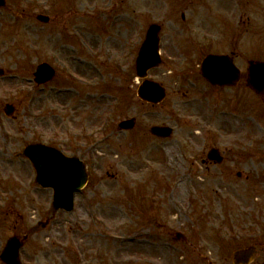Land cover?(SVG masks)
I'll list each match as a JSON object with an SVG mask.
<instances>
[{"label":"rangeland","instance_id":"rangeland-1","mask_svg":"<svg viewBox=\"0 0 264 264\" xmlns=\"http://www.w3.org/2000/svg\"><path fill=\"white\" fill-rule=\"evenodd\" d=\"M7 1L0 7V253L9 237L28 234L22 264H205L202 253L221 262L254 243L259 254L250 264H263L264 95L246 77L249 60L264 59V3L245 9L236 46L215 33L239 23L233 0ZM154 22L163 27L164 62L149 76L167 87L161 105L136 94L135 61ZM205 29L220 42L198 38ZM211 52L236 54L243 78L234 89L202 76L200 62ZM43 61L57 72L38 84ZM237 115L259 135L237 134ZM128 118L135 128L119 130ZM166 124L175 130L170 138L149 131ZM34 142L88 167L72 212L54 209L52 191L17 156ZM212 147L224 152L222 163L208 159Z\"/></svg>","mask_w":264,"mask_h":264},{"label":"water","instance_id":"water-1","mask_svg":"<svg viewBox=\"0 0 264 264\" xmlns=\"http://www.w3.org/2000/svg\"><path fill=\"white\" fill-rule=\"evenodd\" d=\"M6 0H0V6L5 5ZM39 18L48 21V16L40 15ZM159 24H152L148 29L146 38L140 49L136 68L140 77H146L148 70L158 66L161 62L159 54ZM203 74L214 83L231 84L232 78H239L238 71L225 56L209 55L202 62ZM4 70L0 68V74ZM55 70L46 62L39 64L36 81L43 83L54 77ZM248 84L260 92L264 90V62H251ZM138 93L141 98L148 101L160 102L166 93L164 87L151 80H145L139 87ZM7 114H12L15 110L12 104H7L5 108ZM123 127H132L133 120L121 123ZM152 132L168 136L172 129L165 126H153ZM216 150L210 153L211 157L216 156ZM34 163L37 169L38 181L47 187L52 186L55 191L54 204L56 208L65 207L67 210L73 208V196L77 189L83 187L88 179L84 164L74 157L64 155L60 150L45 145L43 143L28 144L23 151ZM22 242L17 237H11L1 254V258L7 264H20V247ZM248 257L253 254L251 250H242L235 254V258L242 255Z\"/></svg>","mask_w":264,"mask_h":264},{"label":"flooded vegetation","instance_id":"flooded-vegetation-1","mask_svg":"<svg viewBox=\"0 0 264 264\" xmlns=\"http://www.w3.org/2000/svg\"><path fill=\"white\" fill-rule=\"evenodd\" d=\"M260 1H262L264 3V0H233L234 5H236L237 9L241 11L240 21L236 25V28L234 30L228 29V30H225V32L220 33V31L217 29L215 32L216 35H221L223 37V39H229V42H234L236 46H239L240 43H242L244 41V36H245L244 35V25H242V23L244 21L243 17L245 14V9L246 8L249 9V7H254V6L258 5L260 3ZM184 29H185V27H184ZM210 30L205 29L203 34L199 30H195V31H199L198 38L205 39L209 45H214L216 43H219L220 40H217V41L213 40L214 33ZM181 32L182 33L186 32V35L188 33V31H186V29L182 30ZM257 32L260 33L261 30H257ZM188 37L190 38V41H189L190 43H191V41L194 42V40H195L194 32L192 35L189 33ZM191 37H192V40H191ZM261 38L264 39V31L261 33ZM235 56H236V54L233 52L232 57L234 60H235ZM255 245H257V244H255ZM245 246H247V245H245ZM240 247H238V248H240ZM233 252H234V250H233ZM233 252L231 254V260H230V255H225V258L222 255L223 258H221L220 264H237L234 262ZM258 254H259V248L257 245V253H256V256L254 257L253 261L256 260ZM205 264H217V263L214 262L212 259L205 258Z\"/></svg>","mask_w":264,"mask_h":264},{"label":"bare ground","instance_id":"bare-ground-1","mask_svg":"<svg viewBox=\"0 0 264 264\" xmlns=\"http://www.w3.org/2000/svg\"><path fill=\"white\" fill-rule=\"evenodd\" d=\"M108 42H109V40L107 41V43ZM109 43H112V42H109ZM104 97H105L104 94H100L99 100L102 101L103 100L102 98H104ZM230 115H232V114H230ZM231 121L234 123L235 132L237 134L240 135V134H244V132H246V133L250 132L254 135H255V133H256V135H259L256 126L250 125L244 116H241V115L238 116L237 115Z\"/></svg>","mask_w":264,"mask_h":264}]
</instances>
